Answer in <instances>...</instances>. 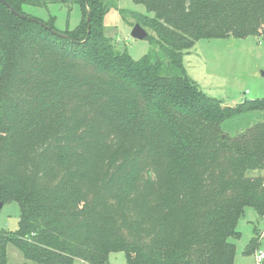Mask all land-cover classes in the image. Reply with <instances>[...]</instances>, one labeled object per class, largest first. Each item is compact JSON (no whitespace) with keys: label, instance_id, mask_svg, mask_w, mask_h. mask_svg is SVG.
<instances>
[{"label":"trees","instance_id":"16d2710c","mask_svg":"<svg viewBox=\"0 0 264 264\" xmlns=\"http://www.w3.org/2000/svg\"><path fill=\"white\" fill-rule=\"evenodd\" d=\"M5 1L50 28L0 1V201L21 211L0 230V264H15L10 243L40 264L119 251L127 264H234L246 208L264 217V120L225 123L264 98L224 105L184 56L201 39L264 37V0H135L159 46L140 59L106 36L105 0H74L80 22L63 31L25 8L68 0Z\"/></svg>","mask_w":264,"mask_h":264},{"label":"rangeland","instance_id":"374dc122","mask_svg":"<svg viewBox=\"0 0 264 264\" xmlns=\"http://www.w3.org/2000/svg\"><path fill=\"white\" fill-rule=\"evenodd\" d=\"M107 12L104 16V32L117 46L126 50L134 59H140L150 51H159L154 41L155 33L148 30L149 37L139 39L132 36L135 26V13L148 14L146 6L135 0H105ZM26 11L41 20L55 19L59 30L73 29L81 19L80 5L74 0L54 2L46 7L26 6ZM255 36L246 38L201 39L195 43L193 54L184 59L188 75L210 96L222 100L226 105H235L246 99L264 98V44H258ZM264 120V110L246 113L225 123L231 133L243 130ZM253 172L251 174H255ZM20 206L17 202L6 203L0 211V230L15 231L19 227ZM258 229V248L246 253L250 240ZM241 235L235 240L236 255L234 264H256V254L264 251V217L256 210L247 207L239 219ZM8 261L15 264H40L30 261L13 244L7 247ZM73 264H86L75 259ZM109 264H127L125 253L112 252ZM264 264V262H263Z\"/></svg>","mask_w":264,"mask_h":264},{"label":"water","instance_id":"95a60500","mask_svg":"<svg viewBox=\"0 0 264 264\" xmlns=\"http://www.w3.org/2000/svg\"><path fill=\"white\" fill-rule=\"evenodd\" d=\"M0 1L2 3H4L9 9H11V11L14 14H16L22 18H29L31 21L39 22L40 24L44 25L45 27L50 28V27L46 26L42 21L35 19V18H32V17H28L27 15H24V14L16 11L14 8L11 7V5L7 1H5V0H0ZM53 32L57 33L54 30H53ZM88 33H89V31H88ZM132 36L135 38L143 39V38H146L148 36V32L140 23H136L135 26L133 27V30H132ZM3 206H4V202L0 201V211H1Z\"/></svg>","mask_w":264,"mask_h":264},{"label":"built area","instance_id":"2783aa9c","mask_svg":"<svg viewBox=\"0 0 264 264\" xmlns=\"http://www.w3.org/2000/svg\"><path fill=\"white\" fill-rule=\"evenodd\" d=\"M264 41V37L260 42ZM262 238H264V230L262 232ZM264 262V251H260L256 254V264H263Z\"/></svg>","mask_w":264,"mask_h":264},{"label":"crops","instance_id":"0c3cea01","mask_svg":"<svg viewBox=\"0 0 264 264\" xmlns=\"http://www.w3.org/2000/svg\"><path fill=\"white\" fill-rule=\"evenodd\" d=\"M224 39H226V38H224ZM257 39H258V41H257L258 44H264V41L260 42V40H262L263 37H257ZM214 40H218V39H214ZM198 41H199V40H198ZM194 48H195V45H194V47H193L189 52H187V53L185 54L184 59H185V57H186L187 55L193 54L192 52H193ZM187 70H188V69H187ZM187 73H188V71H187ZM223 104L226 105L224 102H223Z\"/></svg>","mask_w":264,"mask_h":264}]
</instances>
